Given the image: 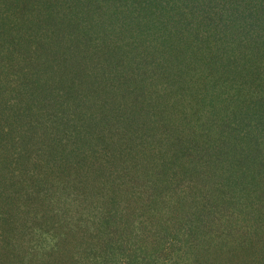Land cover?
I'll return each instance as SVG.
<instances>
[{
    "label": "trees",
    "instance_id": "16d2710c",
    "mask_svg": "<svg viewBox=\"0 0 264 264\" xmlns=\"http://www.w3.org/2000/svg\"><path fill=\"white\" fill-rule=\"evenodd\" d=\"M43 59L50 237L0 263L264 264V0H52Z\"/></svg>",
    "mask_w": 264,
    "mask_h": 264
},
{
    "label": "rangeland",
    "instance_id": "374dc122",
    "mask_svg": "<svg viewBox=\"0 0 264 264\" xmlns=\"http://www.w3.org/2000/svg\"><path fill=\"white\" fill-rule=\"evenodd\" d=\"M43 58L52 62V0H0V246L18 247L10 256L23 249L42 255L50 237L37 231H49L52 223V163L49 150L43 152L52 146V65L41 70ZM28 80L44 86L35 111L42 112L46 131L23 115L30 101L20 89ZM26 207L27 224L17 214Z\"/></svg>",
    "mask_w": 264,
    "mask_h": 264
}]
</instances>
